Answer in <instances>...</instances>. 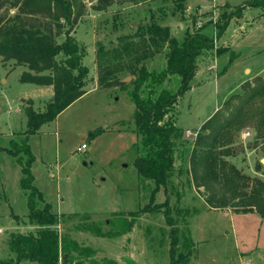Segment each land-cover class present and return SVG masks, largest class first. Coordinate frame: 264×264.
I'll use <instances>...</instances> for the list:
<instances>
[{
  "label": "rangeland",
  "instance_id": "374dc122",
  "mask_svg": "<svg viewBox=\"0 0 264 264\" xmlns=\"http://www.w3.org/2000/svg\"><path fill=\"white\" fill-rule=\"evenodd\" d=\"M243 1L185 0L181 19L171 13V0H76L79 15L72 33L86 49L82 59L88 68L85 93L53 120L42 123L28 140L34 155V183L53 212L62 213L56 229L76 243L79 250L74 256L86 261L95 258L102 264L171 263V233L163 212L142 210L153 183L141 179L133 165L130 147L137 139L130 120L135 106L124 89L97 84L96 41L115 47L120 34H132L138 21L147 22L150 14L168 25L175 37L181 38L186 28L212 35L220 5L227 2L231 11ZM17 12L8 1L0 0V27ZM38 17L48 20L41 14ZM238 19L239 23L235 16L231 18L213 48L197 58V67L203 69L192 76L190 88L178 97L174 109L183 136L174 149L169 184L165 191L157 192L155 202L166 198L171 206V217L178 227L176 253L188 255L177 264H264V217L254 210L235 212L230 207L205 204L203 187L192 183L187 154L183 153V148L190 149L200 125L225 99L240 92L244 81H252L258 71L264 79V13L259 7H246ZM61 39L62 34L57 36L58 41ZM220 44L229 45L231 50L218 57L214 48ZM232 50L237 54L222 72ZM211 63L214 68L207 70ZM164 64L161 57L150 68ZM245 66L250 74L244 71ZM26 69L24 64L0 57V259L13 255L6 244L9 233L36 229L18 185L20 166L5 149L9 138H17L26 128L24 108L30 105L42 110L53 95L50 85L19 81L20 72ZM178 80L173 74L162 86L176 90ZM232 147L234 154L225 158L240 172L264 180V165L260 163L264 141L256 140L253 127L241 128ZM125 222L131 223L130 227ZM20 264L39 263L25 260Z\"/></svg>",
  "mask_w": 264,
  "mask_h": 264
},
{
  "label": "trees",
  "instance_id": "16d2710c",
  "mask_svg": "<svg viewBox=\"0 0 264 264\" xmlns=\"http://www.w3.org/2000/svg\"><path fill=\"white\" fill-rule=\"evenodd\" d=\"M5 1L18 12L0 27V57L26 65L19 81L50 85L53 95L42 110L27 105L24 108L26 128L17 138L7 141L6 151L20 166L18 185L25 194L28 217L36 229L9 233L6 244L13 255L0 259V264H20L25 260L39 264H102L95 258L86 261L74 256L79 250L76 243L59 234L56 225L62 213L53 212L34 183L31 172L34 155L28 142L42 123L53 120L85 93L83 86L88 68L82 59L86 49L72 33L79 8L76 0ZM171 4V13L179 14L182 19L185 0H171ZM228 6L227 2L220 5L212 35L199 29L190 32L186 28L181 38L175 37L168 25L150 14L147 22L138 21L132 34H120L117 46L109 48L100 40L95 43L97 84L102 88L118 86L124 89L135 106L130 120L137 139L130 147L134 153L133 165L141 179L153 183L142 210L163 212L171 233L170 264L184 262L188 255L187 252L176 253L178 227L171 217L168 199L155 202V196L160 189L165 191L169 184L175 162L174 149L183 136L184 129L175 121L177 99L190 88L189 81L197 71V58L213 48L231 18L240 17L246 7H259L264 13V0H244L231 11ZM39 14L48 20L41 21ZM112 22L116 27L115 21ZM60 34L62 39L58 41ZM226 49L222 45L215 46L214 53L219 56ZM161 57L165 59L164 66L150 68ZM230 61L231 57L221 67L222 71ZM173 74L179 76L176 90L163 87L162 83ZM126 75L132 76L128 82L122 80ZM241 86L240 92L225 99L222 106L206 118L190 149L183 148V153L187 154L192 183L203 187L205 204L214 208L230 207L235 212L254 210L264 217V180L240 172L225 158L234 154L232 143L243 127H253L256 140L264 141V79L255 75L252 81H244ZM259 167L257 163L255 169ZM125 223L130 227L131 223Z\"/></svg>",
  "mask_w": 264,
  "mask_h": 264
},
{
  "label": "crops",
  "instance_id": "0c3cea01",
  "mask_svg": "<svg viewBox=\"0 0 264 264\" xmlns=\"http://www.w3.org/2000/svg\"><path fill=\"white\" fill-rule=\"evenodd\" d=\"M221 1H222V0H221ZM187 8H189V5H187ZM238 18H240V17H238ZM238 18H236L237 23H239V19H238ZM74 31H75V30H74ZM216 40H217V39H216ZM216 40H215V41H216ZM217 41H218V40H217ZM220 45H221V44H220ZM222 46H226V47H228V48L226 49L227 51L224 50L223 52H221V55H222V54H225V53H227V52H229V51L231 50V48H230L229 45L222 44ZM228 50H229V51H228ZM232 51H233V52H232L233 54H232V55L229 54L228 58L231 57V56H235V55L237 54V52L235 53L234 50H232ZM221 55H219L218 57H220ZM218 57H216V58H218ZM214 58H215V57H214ZM228 58H227V59H228ZM226 62H227V60H226ZM226 62H225V63H226ZM213 63H214V62H213ZM213 63L207 65V68H206V69H207V70H212V69L214 68ZM229 63H230V62H229ZM202 67H203V66H199V67H197V69H196L197 71L195 72V74L201 72L202 69H203ZM244 71H245L246 73L248 72L249 74L251 73V70H250L248 67H246V66L244 67ZM222 72H223V71H222ZM255 75H261V74H260V72L258 71V72H255L254 76H255ZM217 107H218V106H217ZM217 107H216L214 110H216Z\"/></svg>",
  "mask_w": 264,
  "mask_h": 264
},
{
  "label": "water",
  "instance_id": "95a60500",
  "mask_svg": "<svg viewBox=\"0 0 264 264\" xmlns=\"http://www.w3.org/2000/svg\"><path fill=\"white\" fill-rule=\"evenodd\" d=\"M129 78H130V76H127V77H124L122 80H123V81H126V80L129 79ZM1 111H2V110H1V105H0V113H1ZM260 162H261L262 165H264V157H262V158L260 159Z\"/></svg>",
  "mask_w": 264,
  "mask_h": 264
},
{
  "label": "built area",
  "instance_id": "2783aa9c",
  "mask_svg": "<svg viewBox=\"0 0 264 264\" xmlns=\"http://www.w3.org/2000/svg\"><path fill=\"white\" fill-rule=\"evenodd\" d=\"M81 147H82V148L85 147V144L83 143V144L81 145ZM78 149H80V147H78ZM0 231H1V229H0Z\"/></svg>",
  "mask_w": 264,
  "mask_h": 264
}]
</instances>
